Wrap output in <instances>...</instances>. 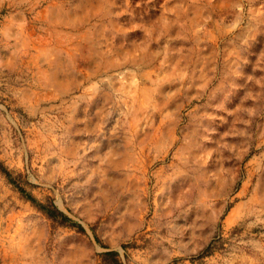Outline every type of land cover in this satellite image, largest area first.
Segmentation results:
<instances>
[{"label":"rangeland","instance_id":"374dc122","mask_svg":"<svg viewBox=\"0 0 264 264\" xmlns=\"http://www.w3.org/2000/svg\"><path fill=\"white\" fill-rule=\"evenodd\" d=\"M0 167V264H264V0H0Z\"/></svg>","mask_w":264,"mask_h":264},{"label":"trees","instance_id":"16d2710c","mask_svg":"<svg viewBox=\"0 0 264 264\" xmlns=\"http://www.w3.org/2000/svg\"><path fill=\"white\" fill-rule=\"evenodd\" d=\"M0 168H2V167H0ZM2 170H4V169H2ZM4 172H6L7 175H10L9 173H7V171H4ZM30 196H31V195H30ZM29 198L31 199L32 197H29ZM41 206H42V205H41ZM43 208H44V209H45L50 215L53 214L52 211H49L46 207H43ZM54 212H55V211H54ZM61 215L64 216V218H66V220L69 219V218L66 217V215H64L62 212H61Z\"/></svg>","mask_w":264,"mask_h":264}]
</instances>
